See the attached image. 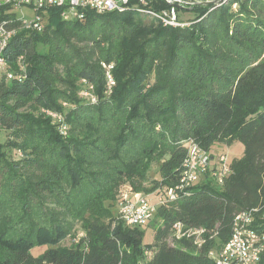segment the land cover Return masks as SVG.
I'll return each mask as SVG.
<instances>
[{"label":"trees","instance_id":"trees-1","mask_svg":"<svg viewBox=\"0 0 264 264\" xmlns=\"http://www.w3.org/2000/svg\"><path fill=\"white\" fill-rule=\"evenodd\" d=\"M57 10L42 32L19 30L4 51L11 70L20 73L22 56L25 71L0 78V128L10 136L0 143V264H216L210 252L229 240L237 213L255 210L251 227L264 231V0L193 5L195 16L177 27L137 12L86 10L66 21ZM102 63L113 64L109 94ZM84 81L95 103L79 95ZM31 105L63 113L67 135ZM187 139L213 159L220 144L239 140L244 151L227 156L221 184L214 162L158 206L151 220L161 223L144 242L142 226H126L105 203L122 183L140 189L155 155L151 189L175 186ZM4 147L22 156L8 160ZM74 221L85 237L63 246ZM176 222L203 229L201 243L169 244Z\"/></svg>","mask_w":264,"mask_h":264},{"label":"built area","instance_id":"built-area-1","mask_svg":"<svg viewBox=\"0 0 264 264\" xmlns=\"http://www.w3.org/2000/svg\"><path fill=\"white\" fill-rule=\"evenodd\" d=\"M228 0H0V78L20 79L25 71L23 58H18V70L16 73L9 67L4 55L5 48L19 30H33L42 32L48 22V11L57 8L59 16L66 21L83 19L86 10H92L98 14L108 12H137L149 18L158 20L163 25L177 27L189 24V18L183 13L191 10L193 5L209 6V10L226 3ZM237 3L232 7L236 8ZM185 16V17H184ZM106 74L105 94H109L114 80L110 69L113 64L102 63ZM79 95L91 103L97 101L93 92V85L83 84ZM63 105H66L63 103ZM42 112L50 117L62 136L68 133V124L64 114L46 108ZM186 156L182 162L179 181L175 186L164 187L156 196V201L140 192L120 194L116 202L118 217L129 227L144 226L153 217L160 205H168L177 200L179 193H186L188 187L195 184L198 179L215 167L211 175L221 184L223 177L230 173L227 155L219 154L215 159L203 150L193 140L184 141ZM19 155L21 154L18 152ZM246 210L237 213L234 217L232 235L218 252H210L216 264H254L264 251V231H258L251 227L253 222L252 212ZM201 228H185L176 222L172 228V236L176 238L193 237L195 242L201 243Z\"/></svg>","mask_w":264,"mask_h":264},{"label":"rangeland","instance_id":"rangeland-1","mask_svg":"<svg viewBox=\"0 0 264 264\" xmlns=\"http://www.w3.org/2000/svg\"><path fill=\"white\" fill-rule=\"evenodd\" d=\"M187 18H193L195 16V12L192 10L188 11L187 13H183ZM184 16V17H185ZM65 103L66 105H63ZM60 104L64 107L67 108L70 105L67 104L66 102H60ZM42 108L32 106L28 107L27 110L32 111L36 116H39V114L43 113ZM44 114V113H43ZM45 115V114H44ZM10 138L9 136V130L0 128V143H5L8 139ZM4 151L7 155L8 160H16L19 159L22 155L17 152L15 149H10L4 147ZM214 153H226L229 160H232L233 158H240L243 155L244 151V146L243 143L240 142L239 140H236L231 144L230 146L226 145H218L214 146L213 148ZM161 163V159L158 158V156H154L153 160L151 161L149 168L146 172V178L143 182H141V186L139 187L140 189L134 188V185L130 184L129 182L122 183L118 189V192L116 194V197L112 201H107L105 204L109 206L110 211L113 216L116 215V210H117V205L116 202L118 200V197L120 194L127 192V193H133V192H140L142 194L149 195L153 201H156V196L159 194V191L162 190V188H156V189H151L152 186H154L155 181L160 180V175L158 172L159 165ZM136 183V181H135ZM161 223L160 219L158 218H153L148 226H142L141 229L145 232L143 241L144 242H151L153 240V235H154V229ZM85 237V230L82 227L81 221H74V228L71 232V234L61 243L63 246H76L80 244V241ZM192 238V237H189ZM177 238L173 237L170 235L167 239V242L169 244H176ZM84 244V242H83ZM48 246H41V247H35L31 253L34 256H37L41 253H43ZM149 252V251H148ZM147 256H150V252L147 253Z\"/></svg>","mask_w":264,"mask_h":264}]
</instances>
